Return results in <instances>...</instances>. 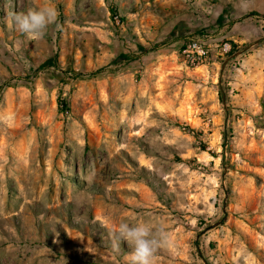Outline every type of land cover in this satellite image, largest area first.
I'll use <instances>...</instances> for the list:
<instances>
[{"label":"rangeland","instance_id":"rangeland-1","mask_svg":"<svg viewBox=\"0 0 264 264\" xmlns=\"http://www.w3.org/2000/svg\"><path fill=\"white\" fill-rule=\"evenodd\" d=\"M249 2L0 0V264H126L122 221L163 226L154 264H264V90L185 93L176 58L200 33L231 43ZM45 6L42 39L17 31Z\"/></svg>","mask_w":264,"mask_h":264},{"label":"crops","instance_id":"crops-1","mask_svg":"<svg viewBox=\"0 0 264 264\" xmlns=\"http://www.w3.org/2000/svg\"><path fill=\"white\" fill-rule=\"evenodd\" d=\"M263 27L264 2L251 0L249 5L243 6L241 16L232 23L230 41L233 45H247L261 37ZM252 49L253 52L256 51V54L242 60L239 69L223 68L222 64L219 63L193 69L190 76L192 82L182 85L181 90H185V93H188L189 90H210L213 99L219 101V88H222L229 93V101L233 107H244L246 103L264 90V60L262 55L264 54V44H262V48L256 46ZM170 67L177 68L175 63H170ZM243 69L249 71L243 73ZM177 75L181 76L182 72H178Z\"/></svg>","mask_w":264,"mask_h":264},{"label":"clouds","instance_id":"clouds-1","mask_svg":"<svg viewBox=\"0 0 264 264\" xmlns=\"http://www.w3.org/2000/svg\"><path fill=\"white\" fill-rule=\"evenodd\" d=\"M13 23L17 31L31 40L42 39L47 27L57 20V12L51 6L29 9L14 14ZM118 239L127 242L130 251L125 257L126 264H154L157 251L167 243L168 236L161 225L151 222H120L115 227Z\"/></svg>","mask_w":264,"mask_h":264},{"label":"built area","instance_id":"built-area-1","mask_svg":"<svg viewBox=\"0 0 264 264\" xmlns=\"http://www.w3.org/2000/svg\"><path fill=\"white\" fill-rule=\"evenodd\" d=\"M236 47L226 40H219L213 36L200 33L188 38L179 48L177 57L188 69L193 70L203 65L222 63L230 60L233 67L240 65L239 56H235Z\"/></svg>","mask_w":264,"mask_h":264},{"label":"trees","instance_id":"trees-1","mask_svg":"<svg viewBox=\"0 0 264 264\" xmlns=\"http://www.w3.org/2000/svg\"><path fill=\"white\" fill-rule=\"evenodd\" d=\"M257 16H258V15H257ZM262 40H263V38H261V39H257V40H255V41H253V42H251V43H248L247 45H245V46L243 47L242 50H239L238 52H235L234 54H235V55H239V54H241L243 51H246V50H249V49H252V48L258 46L259 43H260ZM102 71H103V69H99V70H97L96 72L90 73L89 75H96V74H98V73H100V72H102ZM81 75H88V74H75V76H81ZM219 100H220V102H221L223 105H225V95H224V92H223L222 88H219Z\"/></svg>","mask_w":264,"mask_h":264}]
</instances>
